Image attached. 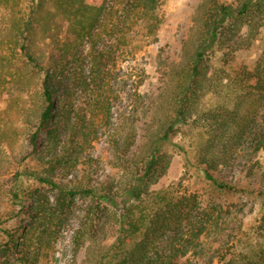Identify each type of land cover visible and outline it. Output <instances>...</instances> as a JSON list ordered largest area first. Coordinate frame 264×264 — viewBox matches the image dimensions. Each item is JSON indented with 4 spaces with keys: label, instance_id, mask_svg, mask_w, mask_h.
Listing matches in <instances>:
<instances>
[{
    "label": "trees",
    "instance_id": "1",
    "mask_svg": "<svg viewBox=\"0 0 264 264\" xmlns=\"http://www.w3.org/2000/svg\"><path fill=\"white\" fill-rule=\"evenodd\" d=\"M160 3L0 0L8 21L0 28V78L14 90L32 79L39 88L33 109L20 112L27 140L12 157L16 165L10 186L0 193V264H40L49 257L71 202L80 194L94 201L95 214L112 217L117 228L116 239L100 252H89L93 257L86 264H189L190 256L213 264L232 256L235 236L224 234L233 215L230 209L203 207L194 194L153 187L170 167L164 147L189 123L196 131V163L204 179L220 190H242L218 173L230 167L264 104V53L250 70L237 66L240 52L248 51L264 29V0L202 1L184 42V60L170 69L171 110L157 130L149 132L146 155L128 160L134 138L113 141L127 171L118 188L70 187L48 176L57 166L65 169L57 152L47 150L51 144L96 138L100 128L111 123L106 62L125 48L132 52L135 40L157 39ZM245 27L249 30L243 34ZM40 37L48 41V51ZM81 94L89 99V112L76 106ZM210 99L215 102L209 104ZM35 155L49 158L48 167L22 171L20 165ZM25 178L55 191L56 203L37 189L24 191ZM12 222L21 226L10 228ZM252 258L248 264H264V242Z\"/></svg>",
    "mask_w": 264,
    "mask_h": 264
},
{
    "label": "rangeland",
    "instance_id": "2",
    "mask_svg": "<svg viewBox=\"0 0 264 264\" xmlns=\"http://www.w3.org/2000/svg\"><path fill=\"white\" fill-rule=\"evenodd\" d=\"M202 1L161 0L158 15L162 23L157 39L148 42L135 40L132 52L130 47L125 48L107 60L105 67L110 91L106 93L112 107L111 123L100 128L96 138L92 136L85 140L80 136L73 143L62 139L60 143L51 144L50 149H47L46 142L45 149L51 151L53 148L65 166V169L57 166L48 176L70 187L86 185L99 189V186L109 184L118 188L122 184L127 171L123 169L113 141L116 138L124 141L131 136L134 143L127 159L139 161L146 155L149 132L157 130L171 110L173 102L167 94L170 69L184 60V42ZM1 6L0 28H4L8 21ZM248 30L245 27L242 33ZM38 39L41 47L48 51V41L43 37ZM106 39L111 43L109 36ZM263 53L264 29L248 51L240 52L237 66L246 65L250 70ZM16 89L15 93L11 84L0 78V193L10 186L11 172L16 165L12 157L20 150L21 143L27 140L28 127L21 124L23 117H20V112L24 107L33 109L36 101L34 91L39 88L37 80L32 79L28 86ZM88 101L87 95L81 94L76 99V106L89 112ZM212 102L215 100L210 99L209 104ZM201 106H206V102ZM255 117L230 167L218 173L222 180L240 187V192L220 190L204 179L196 163V131L189 123L176 130L163 150L170 156L171 163L167 173L154 185V191L169 188L177 194H194L203 207L217 206L233 213L227 218L224 233L226 237L235 236L233 254L227 258L228 261L216 260L213 264H248L247 259L252 258L264 242V104ZM48 159L35 155L20 165L21 170L43 171L48 167ZM24 180V191L31 193L37 189L56 203L58 194L55 191L35 184L31 179ZM94 210L91 198L78 195L71 202L68 220L61 228L53 253L40 264H86V260L93 257V254L88 255L89 252H100L102 246L110 245L117 236L114 219L110 216L102 218ZM20 226V222L9 225L16 229ZM204 263L189 257V264Z\"/></svg>",
    "mask_w": 264,
    "mask_h": 264
}]
</instances>
